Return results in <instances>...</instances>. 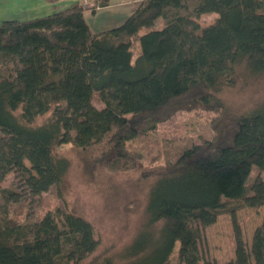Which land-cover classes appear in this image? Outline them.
<instances>
[{"label": "trees", "instance_id": "obj_1", "mask_svg": "<svg viewBox=\"0 0 264 264\" xmlns=\"http://www.w3.org/2000/svg\"><path fill=\"white\" fill-rule=\"evenodd\" d=\"M109 4L79 0L0 25V184L14 173L33 197L58 187L71 167L58 148L69 143L102 145L97 164L133 170L142 157L128 144L182 110L221 114L215 135L144 172L149 228L119 251H99L93 225L63 208L15 221L8 205L23 193L0 187V264H210L201 262L194 221L209 227L224 213L264 206V180L247 184L254 166L264 172V97L241 114L222 98L239 81L264 89V0H142L120 25L93 32L85 12ZM205 14L218 18L202 27ZM224 264H264V218L250 253L237 236Z\"/></svg>", "mask_w": 264, "mask_h": 264}, {"label": "rangeland", "instance_id": "obj_2", "mask_svg": "<svg viewBox=\"0 0 264 264\" xmlns=\"http://www.w3.org/2000/svg\"><path fill=\"white\" fill-rule=\"evenodd\" d=\"M85 1L87 4L93 2ZM217 18V14H205L197 22L206 27ZM160 27L162 21L156 24V28ZM139 52V45L135 43V57ZM262 84L239 81L235 87L225 89L222 98L227 109L237 114L256 109L264 97ZM93 104L98 109L104 106L97 97ZM220 116L219 113L203 109L178 111L170 119L160 123L155 131L128 144L132 153H140L142 157L139 166L130 171H117L97 164L96 159L102 145L84 151L72 143L64 144L58 148V152L71 161V167L58 187H51L41 196L33 197L24 193L23 185L14 173L0 184L1 188L23 193L19 202L9 203L11 216L20 223H33L39 221L46 212L63 208L82 216L93 225L96 239L101 242L99 251L106 248L119 251L130 244L142 229L149 228L146 206L152 179L144 176V172H150L169 158H174L180 149L212 139L215 135L213 124ZM47 119L48 116L41 117L36 124L45 123ZM257 178L264 180V172L254 166L248 186ZM0 203H4L1 198ZM263 218L264 206L241 208L235 216L224 213L209 227L194 221L193 225L201 234L196 244L201 262L224 264L233 259L237 236L241 238L247 253H250L253 233ZM249 255L251 258V254ZM175 261L174 255L172 262Z\"/></svg>", "mask_w": 264, "mask_h": 264}, {"label": "crops", "instance_id": "obj_3", "mask_svg": "<svg viewBox=\"0 0 264 264\" xmlns=\"http://www.w3.org/2000/svg\"><path fill=\"white\" fill-rule=\"evenodd\" d=\"M79 0H0V25L6 20L27 21L64 10ZM142 0H110L108 6L95 13L85 12V18L95 33L112 29L123 23Z\"/></svg>", "mask_w": 264, "mask_h": 264}, {"label": "built area", "instance_id": "obj_4", "mask_svg": "<svg viewBox=\"0 0 264 264\" xmlns=\"http://www.w3.org/2000/svg\"><path fill=\"white\" fill-rule=\"evenodd\" d=\"M82 2H83L85 5H88V4H87L88 2H87V1H85V0H84V1H82Z\"/></svg>", "mask_w": 264, "mask_h": 264}]
</instances>
